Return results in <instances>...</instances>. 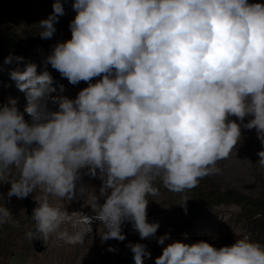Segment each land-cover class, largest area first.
<instances>
[{
  "label": "clouds",
  "instance_id": "9594fccd",
  "mask_svg": "<svg viewBox=\"0 0 264 264\" xmlns=\"http://www.w3.org/2000/svg\"><path fill=\"white\" fill-rule=\"evenodd\" d=\"M67 2L54 0L39 22L42 40L53 38ZM71 6V39L52 46L45 67L87 87L74 99L52 97V110L46 98L56 89L48 71L37 74L28 63L10 72L28 105L22 112L14 100L0 104V180L14 171L5 182L9 198L42 193L33 196L29 241L56 234L82 244L94 221L103 226L102 242L124 241L126 222L141 240L156 238L160 224L147 221V197L159 194L157 179L174 193L196 188L220 173L217 163L229 158L244 129L255 130L264 149V3L72 0ZM257 155L264 168V150ZM85 176L101 182L98 191ZM50 197H87L96 215L69 214ZM187 201L180 204L186 214ZM11 218L0 205V225ZM74 219L86 226L80 233L60 230ZM156 239L163 247L154 264H264V243L247 235L219 248L203 240L165 246L167 233ZM126 246L143 264L146 245Z\"/></svg>",
  "mask_w": 264,
  "mask_h": 264
},
{
  "label": "rangeland",
  "instance_id": "374dc122",
  "mask_svg": "<svg viewBox=\"0 0 264 264\" xmlns=\"http://www.w3.org/2000/svg\"><path fill=\"white\" fill-rule=\"evenodd\" d=\"M53 2L54 0H0V25L15 32L23 39L30 37L41 39L39 22L52 13ZM249 2L264 3V0H249ZM71 4L72 0L64 3L65 15L60 17L55 27L62 24L69 26L70 21L74 19L75 12L72 10ZM44 41L48 42L49 40ZM51 49L52 47H49L48 51L51 52ZM18 68L24 69V67ZM44 71L51 74L52 86L56 89L46 98L48 107L52 110L56 108L52 103V97L67 95L74 99L80 90L87 87L83 81L76 86L71 84L66 86L62 83L63 78L56 70L52 69L50 65L45 67V62H40L37 66V74H42ZM6 72L8 73L5 77L0 73V92L6 94L0 104L14 100L17 107L23 112L28 105L27 92H21L17 88L16 82L10 79V72ZM94 82L95 80H93ZM61 85L65 89L64 92L60 91ZM7 86H9V91ZM12 86L15 92L11 91ZM25 119L28 120V117L25 116ZM247 119L249 118H246L245 123ZM261 150L264 149L261 147L255 130L244 129L240 143L229 158L217 163V167L221 169L220 173L206 176L207 179L205 181L200 180L196 188L183 193H174L163 187L162 182L157 179L156 185L159 188V194L147 197L149 200L148 208L159 207L164 199L168 207L172 206L174 213L172 214V226L162 231L158 230L156 238L167 233L170 239L165 242V246L173 240L187 243L203 240L219 248L231 246L236 239L245 235L254 241L264 243V225L259 226L257 224L260 216L246 212V200L242 199L243 197L254 199L264 194V168L257 164L259 161L257 153ZM13 174H15L14 171L5 173L4 178L0 180V205H4L12 214V218L7 223L0 225V264H135L133 254L126 246L130 243L146 245V254L142 257L143 264H154L155 258L162 254L163 246L158 245L156 238L141 240L139 236H136L138 232L133 230L131 224L125 227L126 232L130 234L128 242L120 247V253L117 248L121 241L112 239L102 242L100 234L103 226L99 227L98 221L92 223V234L86 235L82 244H67L63 240L57 239L56 234H53L47 241L42 242V250H37L33 241H29L25 236V233L33 226V222L27 215L25 199L9 198L7 195L10 184L5 182ZM84 182L96 188L97 191L101 183L98 179H91L87 176H85ZM213 188L222 193L234 191L239 199L241 196L242 198L230 202L225 201L221 193H217V195L206 194L211 192ZM40 195H42L40 192L33 193L29 198L33 200V196ZM185 199L188 200L187 214L180 207L181 202ZM49 202L54 207L65 208L69 214L75 211H82L89 217H94L96 214L92 209V207H96V204L87 197L85 200L70 202L50 197ZM103 202V200L99 201L100 204ZM166 214L147 215V221L149 223L158 222L161 225L164 222L160 221H165L164 219L169 216L168 211ZM85 227L74 219L72 222L62 225L60 230H66L69 235H75ZM132 233H135L133 237L131 236ZM95 247L96 250H94ZM109 247L117 249L118 253L109 252Z\"/></svg>",
  "mask_w": 264,
  "mask_h": 264
},
{
  "label": "trees",
  "instance_id": "16d2710c",
  "mask_svg": "<svg viewBox=\"0 0 264 264\" xmlns=\"http://www.w3.org/2000/svg\"><path fill=\"white\" fill-rule=\"evenodd\" d=\"M57 31L54 34L53 38L50 39L48 42H45L42 39H33L32 37L28 39H23L15 32L10 31L9 29L5 28L4 26L0 25V73L5 75L8 73L6 71H13L18 67H25L28 63H34L38 66L40 62H45V59L47 55L50 53L48 51L49 47H52L57 42H64L69 39H71V32L69 29V26L62 24L58 27H56ZM13 57V60L10 64H5L4 60L8 58L9 56ZM15 57H23V62H18ZM40 66V65H39ZM9 83V81H8ZM62 83H64L66 86H69L70 84L66 79L63 78ZM65 86V87H66ZM7 90L9 91V86H7ZM7 91V93H8ZM12 92L14 91V88L12 86ZM4 92H0V102L4 100L5 97ZM207 178L204 177L203 181H205ZM207 183V181H206ZM221 193L222 197L225 198V201L232 202L233 200H240L242 196H237L234 191H225L221 192L218 189L213 188L211 192H208L206 194L212 195ZM204 196V195H202ZM243 200H246L245 208L246 212L249 214H253L256 216H260V218L257 220V224L259 226L264 225V194H262L258 198L250 199V198H242Z\"/></svg>",
  "mask_w": 264,
  "mask_h": 264
},
{
  "label": "bare ground",
  "instance_id": "6f19581e",
  "mask_svg": "<svg viewBox=\"0 0 264 264\" xmlns=\"http://www.w3.org/2000/svg\"><path fill=\"white\" fill-rule=\"evenodd\" d=\"M83 179H85V177L83 178ZM88 180V179H87ZM149 198H152V197H149ZM159 198V197H158ZM162 203L160 204V206L158 207H155V208H147V215H149V216H151V215H157V214H159V215H165L166 214V211H168V217H166V219H164L165 221H160V222H164V223H162L161 225H160V227H159V229L158 230H165L166 228H168V227H171L172 225L171 224H173V216H172V214L174 213V209L172 208V206L170 205L169 207H168V205L167 204H165V200L163 199L162 201H161ZM166 206H167V208H166ZM167 215V214H166ZM175 218V217H174ZM128 224H130V223H125L124 225H122V227H123V233L122 234H126L125 236L127 237V239L125 240V241H123V242H121V243H119V245H118V250H119V252L121 253V251H120V247L121 246H123V245H125L127 242H128V236H129V232H126V230H125V227L127 226L128 227ZM101 231H102V233L100 234V236H102V234H103V232H104V229H103V227H102V229H101ZM157 234V233H156ZM135 235V233H132L131 234V236L133 237ZM136 236H139V233H137L136 234ZM96 237V236H95ZM94 242V241H93ZM93 248V247H92ZM97 248L95 247L94 248V250H96ZM93 252V251H92ZM117 253H118V251H117ZM119 253V254H120Z\"/></svg>",
  "mask_w": 264,
  "mask_h": 264
},
{
  "label": "water",
  "instance_id": "95a60500",
  "mask_svg": "<svg viewBox=\"0 0 264 264\" xmlns=\"http://www.w3.org/2000/svg\"><path fill=\"white\" fill-rule=\"evenodd\" d=\"M24 204H25L26 209H27V215L31 219L32 210L36 206V204L29 197L25 199ZM42 242H43V240H41V239L33 240V244H34L35 248L39 251L42 250Z\"/></svg>",
  "mask_w": 264,
  "mask_h": 264
}]
</instances>
